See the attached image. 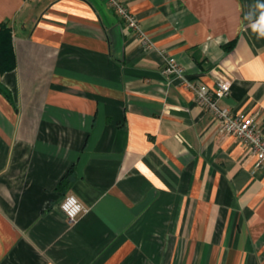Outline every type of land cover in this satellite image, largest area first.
<instances>
[{"label": "crops", "instance_id": "0c3cea01", "mask_svg": "<svg viewBox=\"0 0 264 264\" xmlns=\"http://www.w3.org/2000/svg\"><path fill=\"white\" fill-rule=\"evenodd\" d=\"M123 1L150 49L106 0H0V264H264V163L162 74L230 81L264 132L254 0Z\"/></svg>", "mask_w": 264, "mask_h": 264}, {"label": "built area", "instance_id": "2783aa9c", "mask_svg": "<svg viewBox=\"0 0 264 264\" xmlns=\"http://www.w3.org/2000/svg\"><path fill=\"white\" fill-rule=\"evenodd\" d=\"M106 2L124 20L125 24L135 33L138 39H140L142 46L150 49L152 42L141 28L138 17L128 9L124 1L106 0ZM162 74L169 78L180 79L186 87L192 89L197 103L209 111L218 121L220 133L222 135H235L240 141L251 147L260 163H264V132L258 127L255 117L235 113L229 107L221 104V100L230 94V81L224 79L217 80L213 87H209L204 83H195L187 76L184 66L174 56L168 54L164 55ZM73 197L78 198L74 194L66 195L60 207ZM84 211L85 207L75 217H69L63 210L70 222H75Z\"/></svg>", "mask_w": 264, "mask_h": 264}, {"label": "clouds", "instance_id": "9594fccd", "mask_svg": "<svg viewBox=\"0 0 264 264\" xmlns=\"http://www.w3.org/2000/svg\"><path fill=\"white\" fill-rule=\"evenodd\" d=\"M243 19L247 22L248 29L255 35L257 40L264 39V0H254V3L249 5L248 11L244 14ZM222 42L225 41L217 38L215 45L218 46ZM207 48L208 45H205V51H207ZM188 67L193 68L194 65L189 63ZM61 207L69 217H75L84 210L85 206L82 201L73 197L63 203Z\"/></svg>", "mask_w": 264, "mask_h": 264}, {"label": "trees", "instance_id": "16d2710c", "mask_svg": "<svg viewBox=\"0 0 264 264\" xmlns=\"http://www.w3.org/2000/svg\"><path fill=\"white\" fill-rule=\"evenodd\" d=\"M8 39L9 37H0V63H3V66H6V64L8 65V68H12L13 67V53L12 50L10 48V46H8ZM4 43L2 46V43ZM5 62V64H4Z\"/></svg>", "mask_w": 264, "mask_h": 264}]
</instances>
